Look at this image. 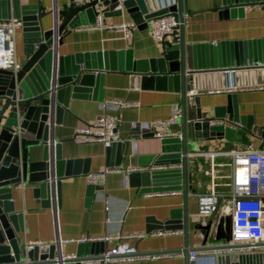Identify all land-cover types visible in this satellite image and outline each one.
<instances>
[{"label": "crops", "instance_id": "crops-1", "mask_svg": "<svg viewBox=\"0 0 264 264\" xmlns=\"http://www.w3.org/2000/svg\"><path fill=\"white\" fill-rule=\"evenodd\" d=\"M70 1L0 0V20H21L28 11L37 10L43 15L41 28L47 31L52 28L54 20L49 12H57L60 22ZM144 1L151 14H158L172 0ZM229 1L232 0H183L186 57L190 58L192 55L194 62L206 70L248 68L233 74L219 71L203 76L204 87L201 89L199 85L197 95L194 96L202 118L224 119V128H228L229 132L227 137L221 139L196 140L197 150H194L193 143L188 144L187 172L191 176L187 199L188 249L193 252L202 247L205 235L203 230H196V226L206 225L211 219L199 216L198 195L215 193L226 197L231 192L230 158L219 157L212 161L196 154L210 151H264V90L248 89L264 84L261 81L264 70H249L264 62V0H241L248 5L231 9L229 19H225L218 8ZM94 22V13H86L83 21L77 23L78 26L66 29L62 44L56 49L61 65L60 78H70L73 73L82 70L99 76V84L92 89L76 92L67 85L56 92V123L52 138L57 144L56 151L61 163L70 161L73 164L69 175H65V167L60 174L56 208L48 200V188L38 183H23L11 188L10 207L18 216L21 226L18 236L23 246L58 243L63 257L75 256L80 248L76 243L63 242L83 236L100 238L105 235L145 234L146 237L142 239L125 241L135 247L139 255L182 250V234L152 235L156 232H180L155 228L180 215L182 193L163 191V188L157 189L158 191L149 189L146 192L131 186L128 180L130 171L176 168H165L162 164L161 167L154 166L163 154L170 155L177 151L179 144L163 142L152 138L150 134L134 133L131 128L132 122L165 120L171 116L173 106L181 104L179 84L165 91L155 87L144 89L139 79L140 74L149 73L161 66L163 46H169L173 40L166 38L162 44H157L148 34L147 23L144 21L135 23L136 28L129 38H125L120 30L88 29ZM104 22L107 25L134 23L125 9L117 14L105 15ZM31 39V35L25 33L22 26L15 32V59L21 67L27 61V48ZM31 86L34 87L33 84ZM217 89H230L231 93H209ZM194 97L187 98L188 120L193 118L198 109ZM112 101L137 106L118 109L110 104L104 105L105 102ZM102 115L119 117V143L106 149L101 144L77 145L72 142L74 128L90 124ZM156 131L182 132V125L179 122L167 130L156 128ZM187 136H191L189 130ZM43 154V146L32 148L29 151L30 161H41ZM86 168L89 172L84 173ZM105 168H118L121 172L109 174L103 186L87 187L85 176ZM227 217L229 215L222 211L217 215L218 219ZM216 226L215 221L213 230ZM213 236L212 234L207 240L206 246L226 245L224 241H215ZM117 243L112 241L104 244L103 252L115 247ZM263 252L264 250L258 249L248 253L260 255ZM195 258L204 264L209 259L208 255L198 253H195ZM186 263L182 254H176L169 258L110 264ZM255 264H261L260 260H255Z\"/></svg>", "mask_w": 264, "mask_h": 264}, {"label": "water", "instance_id": "water-1", "mask_svg": "<svg viewBox=\"0 0 264 264\" xmlns=\"http://www.w3.org/2000/svg\"><path fill=\"white\" fill-rule=\"evenodd\" d=\"M172 2V1H171ZM94 3L85 6H77L70 1L69 7L60 22L57 12H49L53 15V26L50 30L43 31L41 19L43 15L37 10L28 11L21 17L22 27L25 33L31 35L32 39L27 48V61L17 73L0 70V264H102L104 243L80 245L73 259H65L59 251L58 243L51 245L35 246L26 251L22 245L18 233L21 226L18 216L10 207L12 187L23 183H38L47 188V181L53 177H60L65 167V175H69V169L73 162L61 163L58 159L56 145L52 138L55 125V114L57 111L56 92L59 88L68 85L73 91L83 92L92 89L99 84V76L92 72L78 71L70 78L62 79L59 67L60 59L56 55V49L62 44L66 35V29H74L83 21L88 12L93 11ZM170 8L161 10L158 14H151L144 0H127L119 3L117 0H102L104 14H117L125 9L134 23L148 22L150 18L169 13L175 21L180 23V40L173 41L170 46H163L161 66L149 73L140 74L141 87L165 91L180 85L182 101V125L181 139L164 140L179 144L177 151L173 154H163L155 162L154 167H169L165 170L144 171L138 170L128 173L129 184L141 188L144 191H180L183 196V206L180 215L166 222H162L155 229L164 231H181L184 241L183 249L160 254L180 253L184 256L186 264H204L202 261L189 259V253L208 255L207 264H255V260L264 264V252H243L247 246H231V219H218L212 216L208 224L197 225L196 230L205 232L202 247L194 252L188 249V224L189 216L187 210V199L189 191L190 175L187 172L188 144H194L196 140H212L227 137L228 128L223 125H211L208 118H202L201 111L195 110L191 120L187 119L186 91L190 89H203L202 77L219 72L246 71L248 68L224 67L217 70H206L199 67L191 55L186 57L184 44V8L183 0L170 3ZM248 4L241 0H232L223 7L218 8L220 15L229 19L231 9L246 7ZM77 24V25H76ZM147 26V24H146ZM188 58V59H187ZM190 60V61H189ZM250 71L264 70V62L259 66L249 68ZM43 73L45 76H43ZM264 83V77L261 79ZM34 85L32 87L31 85ZM74 86V88H72ZM178 89V88H176ZM236 115V112H235ZM219 118V116H215ZM222 117V116H221ZM237 120H235L236 122ZM191 136L188 138L187 131ZM234 135V133H233ZM58 143V142H57ZM43 146L44 154L41 161L31 162L29 151L37 146ZM77 164V162H74ZM162 164V165H161ZM89 172L88 168L84 173ZM161 191V190H160ZM217 222L213 230L214 222ZM215 241H224L225 246H206L211 235ZM256 248H264V244H258ZM253 255V256H252ZM233 256L235 259H233ZM190 260V261H189Z\"/></svg>", "mask_w": 264, "mask_h": 264}, {"label": "built area", "instance_id": "built-area-1", "mask_svg": "<svg viewBox=\"0 0 264 264\" xmlns=\"http://www.w3.org/2000/svg\"><path fill=\"white\" fill-rule=\"evenodd\" d=\"M123 3L127 0H117ZM171 1V0H170ZM94 3L91 7L95 22L88 29L96 30H120L125 38L132 35L136 24L133 22L122 23L119 25H107L104 22L105 14L102 9V0H73V4L77 6H85L88 3ZM170 3H175L172 0ZM168 3L165 8H170ZM22 26L17 18H9L0 20V70L17 73L21 70V65L15 59L14 37L15 32ZM180 23L176 22L174 17L166 13L161 16L150 18L147 22V32L157 44H162L166 38L173 41L180 40ZM170 46V45H169ZM242 90L244 88H241ZM252 90H264V84L260 86L248 87ZM231 93L227 90H212L209 93ZM197 95V91L190 89L186 93V98H193ZM113 105L118 109L130 108L137 106L122 101L105 102L104 105ZM182 118L181 104H175L172 108V114L165 120H156L151 123L132 122L131 128L134 133L150 134L152 138L158 140L181 139V132H158L156 128L167 130L177 125ZM226 123L224 119L213 120L211 125H223ZM119 124L118 116L102 115L90 124H85L74 128L71 140L77 145L82 144H101L104 148H111L120 142L117 132ZM55 144V143H54ZM210 160L219 157H229L231 166V192L226 197L215 193L198 195L197 212L199 216L212 217L224 212L231 219V240L230 245H243L247 248L243 252L258 250V244H264V151L240 150L232 152L210 151L196 154ZM118 168H105L100 172L88 173L85 176L87 187L103 186L106 177L112 173H120ZM131 172V171H130ZM129 173V172H128ZM60 177H53L47 181L48 200L55 204L58 198V182ZM172 234H182V232H156L153 236H165ZM145 234L130 235H105L100 238L83 236L76 240H68L63 243H76L77 245H86L94 243H110L117 241V245L113 248L106 249L102 253V264H110L114 262H130L143 259H159L169 258L176 254H146L139 255L136 248L130 246L125 241L128 239H142ZM41 243L25 244L26 251L33 249L35 246H41ZM260 249V248H259ZM264 250V248H261ZM181 255V254H180ZM65 259H73L74 255L66 256ZM189 259H195V253H189ZM100 261L96 262L99 264Z\"/></svg>", "mask_w": 264, "mask_h": 264}]
</instances>
